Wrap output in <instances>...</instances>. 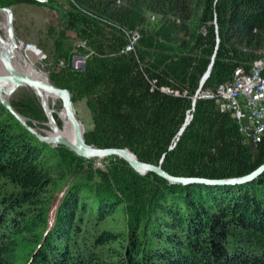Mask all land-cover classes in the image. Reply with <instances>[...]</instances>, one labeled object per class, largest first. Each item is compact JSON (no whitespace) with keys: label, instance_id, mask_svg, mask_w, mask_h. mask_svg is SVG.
Returning a JSON list of instances; mask_svg holds the SVG:
<instances>
[{"label":"trees","instance_id":"trees-1","mask_svg":"<svg viewBox=\"0 0 264 264\" xmlns=\"http://www.w3.org/2000/svg\"><path fill=\"white\" fill-rule=\"evenodd\" d=\"M63 3L51 45L39 47L51 82L85 99L89 144L129 148L175 176L232 178L264 163V136L248 144L231 113L203 97L264 59V0ZM73 47L86 55L82 68L70 66ZM72 158L83 159L40 141L0 101V264H264V173L244 184H170L110 156L112 178L92 184L76 178Z\"/></svg>","mask_w":264,"mask_h":264},{"label":"water","instance_id":"water-1","mask_svg":"<svg viewBox=\"0 0 264 264\" xmlns=\"http://www.w3.org/2000/svg\"><path fill=\"white\" fill-rule=\"evenodd\" d=\"M0 12L6 13L8 28L7 33L9 41H4L2 35L0 34V41L3 43L2 49L0 50V59L5 67L6 72L0 73V101L1 103L11 112L24 126L25 128L34 134L40 141L53 144L54 147L64 146L80 157L91 159V158H106L110 156H118L122 158L127 164L133 168L136 172L141 175H146L148 173H155L160 177L164 178L170 184H194V183H203L208 185H226V184H244L247 182L254 181L259 178L264 173V163L256 168L249 174L224 178V179H214L207 177H185V176H175L167 172L161 164L156 165L153 163L145 162L140 160L137 155L130 150L129 148H120V147H106L101 148L93 144H89L85 138V129L83 124L79 120L76 110L74 108V101L72 94L68 88L58 87L53 84L50 80H39L33 76H30L22 71H20L14 64L16 61L15 50L18 48L19 38L16 35L15 26H14V12L12 7L9 6H0ZM22 43V42H21ZM27 46H32L31 44ZM213 61L208 67L206 73L202 77L200 83V89L204 85L205 81L211 74ZM45 70V67H43ZM47 73V72H46ZM48 75V74H47ZM8 87H10L8 89ZM20 87H29L32 90L40 93L42 91L56 94L62 101L63 109L71 121L74 131H75V140L71 141L68 138H65L62 135H56L52 138L45 133L39 132L37 129H34L28 122V118L20 114L12 105L11 96L13 93ZM198 90V93L200 92ZM198 93L194 97L193 106L196 103L198 98ZM194 110V107L193 109ZM193 115L189 112L184 125L178 133L176 140L180 138L183 131L187 125L191 122ZM176 144V141L174 145ZM162 162V160H161Z\"/></svg>","mask_w":264,"mask_h":264},{"label":"rangeland","instance_id":"rangeland-1","mask_svg":"<svg viewBox=\"0 0 264 264\" xmlns=\"http://www.w3.org/2000/svg\"><path fill=\"white\" fill-rule=\"evenodd\" d=\"M33 1H34L33 3L23 2L12 5H6L7 2L0 0V6L4 5V6L12 7L14 12L15 31L20 41L19 46L23 48L24 46L31 44L33 46H36L38 49L42 51L43 54L41 58L42 60L38 62V64L42 69L43 67H45V71L48 74V76L46 77L50 78L49 72L53 67L52 61H50V58L48 57V50L42 49L41 47H39V45L40 43L49 46L51 45L52 42L48 37L47 31L49 28L52 27L59 29L60 22L62 20V14L68 10V7L63 2L57 0H33ZM0 22L2 23V25L4 24V22H6V14L0 13ZM1 33L4 37L5 32L1 31ZM77 41L78 40L73 37L71 40L72 46H76ZM21 42L24 44H22ZM74 49L75 50L77 49L75 47H73L72 49L73 52L76 53L77 51H75ZM60 66L61 63L59 62V64L56 66L57 69H59ZM12 99L20 101L22 107H24L25 110L31 113V116H28L19 112L20 114L26 116L29 119L28 122L33 128L35 127L34 129H38L39 132L46 134L48 131L52 130L50 127L44 125V123L45 124L49 123V119L46 116L47 113L42 106L39 95L34 90H32L29 87H20L13 93V95L11 96V100ZM212 99H216V97H213ZM62 106L63 104L60 99H58L57 102L54 103V107L58 111L64 110ZM74 108L76 110V114L79 120L83 124L84 129L87 130L91 128L92 127L91 113L86 106L85 99L74 102ZM221 110L226 111L223 109ZM58 123L59 125H61L59 119H58ZM50 145L52 146L53 149L56 148L53 146V144ZM59 152L60 151L57 152V155L60 154ZM81 160L82 161H79V163L76 165L75 158H72L71 164L69 162V166H72V168H74L75 171H72L70 169L69 170L76 174H82V175H77L76 178H83L85 181H88L92 184H94L95 182L98 184H102L103 182L110 180L112 178L110 174L112 173L110 171V168L118 165L117 160L111 159L110 157L101 158V159L83 158ZM66 165L68 166V164ZM105 173L109 174L108 176H106L107 178L105 177ZM61 182H63V179L60 181L59 184H61ZM61 186L62 185H60V187L58 188V192L63 188ZM56 195L60 196L63 194H56ZM125 214H129V212H125Z\"/></svg>","mask_w":264,"mask_h":264},{"label":"built area","instance_id":"built-area-1","mask_svg":"<svg viewBox=\"0 0 264 264\" xmlns=\"http://www.w3.org/2000/svg\"><path fill=\"white\" fill-rule=\"evenodd\" d=\"M138 37L137 33L131 35V44L127 49H132ZM85 62L86 55L73 52L72 68H82ZM60 63L61 66L66 64L64 60ZM203 97H216L221 109L231 113L248 144L256 146L264 136V59L255 61L249 72L237 68L233 81L221 84L214 92L203 93Z\"/></svg>","mask_w":264,"mask_h":264},{"label":"bare ground","instance_id":"bare-ground-1","mask_svg":"<svg viewBox=\"0 0 264 264\" xmlns=\"http://www.w3.org/2000/svg\"><path fill=\"white\" fill-rule=\"evenodd\" d=\"M0 13H4V12H0ZM7 28H8V22H7V16H6V22H4L3 25L0 22V34L2 35L1 31L5 32L4 37L2 35L4 41H9ZM2 46H3V43L0 41V50L2 49ZM42 55H43L42 51L38 49L36 46L26 45L22 48L19 46V42H18V48H16L15 50L16 61L14 62V64L20 71L30 76H33L39 80H48L49 77L48 78L46 77L48 76L46 71L42 69L40 65L38 64V62L42 60L41 59ZM5 72H6L5 67L2 63V60L0 59V73H5ZM9 88L10 87H8V89ZM36 93L39 95L42 106L47 113L46 116L49 119V123L48 124L44 123V125L52 129L51 131L47 132V135L49 136L48 138H52L56 135H62L65 138H68L69 140L74 141L75 131H74V127L71 121L67 117L64 110L58 111L54 107V103L57 102L58 99H60L59 96L56 94L45 92V91H42L40 93L36 92ZM58 119L60 120L61 125H59Z\"/></svg>","mask_w":264,"mask_h":264},{"label":"flooded vegetation","instance_id":"flooded-vegetation-1","mask_svg":"<svg viewBox=\"0 0 264 264\" xmlns=\"http://www.w3.org/2000/svg\"><path fill=\"white\" fill-rule=\"evenodd\" d=\"M17 35V34H16Z\"/></svg>","mask_w":264,"mask_h":264}]
</instances>
